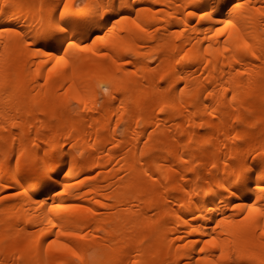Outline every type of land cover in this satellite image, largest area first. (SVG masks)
Returning a JSON list of instances; mask_svg holds the SVG:
<instances>
[{"label":"bare ground","instance_id":"1","mask_svg":"<svg viewBox=\"0 0 264 264\" xmlns=\"http://www.w3.org/2000/svg\"><path fill=\"white\" fill-rule=\"evenodd\" d=\"M262 13L0 0V264H264Z\"/></svg>","mask_w":264,"mask_h":264},{"label":"snow or ice","instance_id":"2","mask_svg":"<svg viewBox=\"0 0 264 264\" xmlns=\"http://www.w3.org/2000/svg\"><path fill=\"white\" fill-rule=\"evenodd\" d=\"M262 14H264V13H262ZM141 31H143V29H141ZM222 32H223V29H219L217 31V35H220ZM259 211L260 210L259 209H256V208H251V207L249 208V214H251L253 212H259ZM260 214L261 215H264V212H261ZM59 235H72V233H63V232H61V233H59ZM261 235H264V233H261ZM51 243L54 244L55 241H52ZM209 243H211V241ZM62 247H67V246L66 245H62ZM69 251H71V249H69ZM201 251H203V249H201ZM72 254L75 255V253H72Z\"/></svg>","mask_w":264,"mask_h":264}]
</instances>
